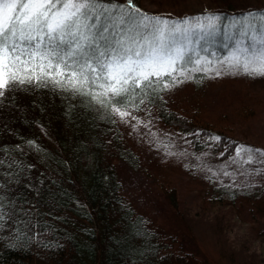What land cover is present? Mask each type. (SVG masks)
I'll use <instances>...</instances> for the list:
<instances>
[{
  "label": "trees",
  "instance_id": "obj_1",
  "mask_svg": "<svg viewBox=\"0 0 264 264\" xmlns=\"http://www.w3.org/2000/svg\"><path fill=\"white\" fill-rule=\"evenodd\" d=\"M142 1L134 3L146 13L172 20L207 13L224 17L221 36L217 37L220 42L223 25L233 17L264 12V2L240 6L230 0H220L219 4L205 0L200 7L177 11L167 8L174 7L173 3L159 4L152 11L143 7ZM212 50L216 52V57L209 54L213 60L222 59L229 51L220 46ZM206 75L192 73V80L181 87L196 84ZM159 96L162 99H154L136 112L168 128L175 134L174 140L196 156L215 166L231 164L235 147L243 144L230 135L232 129L229 133L217 129L195 108L172 101L168 91ZM213 136H219L220 141L211 140ZM124 138L118 121L111 123L78 100L52 89L19 90L0 104V157L19 161L24 169L18 182L8 185L11 190L6 195L26 198L23 208L38 224L34 231L39 233L29 239L33 231L21 224V232L14 235L9 222L0 231V264H203L194 250L185 247L179 234L157 226L152 218L137 215L125 196L118 167L126 164L137 170L139 157ZM30 141L40 151L31 147ZM165 183L158 179V188L175 207L176 190ZM248 190L253 193L235 187L233 193L223 194L255 206L262 204L264 209V187L255 185Z\"/></svg>",
  "mask_w": 264,
  "mask_h": 264
},
{
  "label": "snow or ice",
  "instance_id": "obj_2",
  "mask_svg": "<svg viewBox=\"0 0 264 264\" xmlns=\"http://www.w3.org/2000/svg\"><path fill=\"white\" fill-rule=\"evenodd\" d=\"M224 19L207 13L172 20L144 12L134 0H0V104L19 90L52 89L111 123L147 128L134 112L162 99L161 91L190 82L192 73L264 78V12L233 17L223 25L220 42ZM214 46L229 51L213 60ZM233 163L264 165V149L239 144ZM0 169V231L11 222L19 235L23 224L33 231L32 239L38 224L23 208L26 198L6 195L23 166L0 157ZM200 170L212 173L209 180L216 176L206 165ZM255 175H264V168H256Z\"/></svg>",
  "mask_w": 264,
  "mask_h": 264
},
{
  "label": "rangeland",
  "instance_id": "obj_3",
  "mask_svg": "<svg viewBox=\"0 0 264 264\" xmlns=\"http://www.w3.org/2000/svg\"><path fill=\"white\" fill-rule=\"evenodd\" d=\"M204 1L143 0L141 3L152 11L159 4L169 6L173 3L174 7L167 8L179 11L200 7ZM210 1L219 4L220 0H208V4ZM230 1L240 6L264 2ZM181 86L168 91L172 101L184 108H195L200 117L217 129L228 133L232 129L230 135L244 145L264 149V78L207 74L196 84ZM134 115L148 127L133 130L131 126L118 124L125 141L139 157L138 169L120 164L118 173L122 191L137 215L148 220L152 218L157 226L179 234L185 247L194 250L203 264H264L262 204L255 206L248 200H233L223 194V191L233 193L235 187L252 194L248 190L250 187H245L248 184L264 187V175H255V169L264 168V165L245 164L241 168L232 161V165L215 166L180 145L174 140L175 134L158 125L153 118L137 112ZM163 145H168L167 149ZM201 165L211 168L216 176L209 180L212 173L201 171ZM221 169L231 175L223 176ZM158 179L166 182L169 188H175V207L168 204L166 195L158 188Z\"/></svg>",
  "mask_w": 264,
  "mask_h": 264
}]
</instances>
